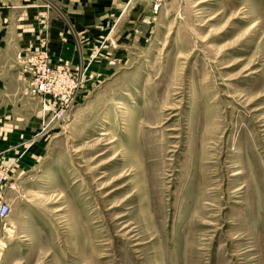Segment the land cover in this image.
Instances as JSON below:
<instances>
[{"label": "rangeland", "instance_id": "1", "mask_svg": "<svg viewBox=\"0 0 264 264\" xmlns=\"http://www.w3.org/2000/svg\"><path fill=\"white\" fill-rule=\"evenodd\" d=\"M150 1L142 47L94 88L25 47L24 72L40 50L81 86L62 120L39 94L34 167L0 156V264H264V0Z\"/></svg>", "mask_w": 264, "mask_h": 264}, {"label": "crops", "instance_id": "2", "mask_svg": "<svg viewBox=\"0 0 264 264\" xmlns=\"http://www.w3.org/2000/svg\"><path fill=\"white\" fill-rule=\"evenodd\" d=\"M0 156L28 170L41 158L42 97L28 89L24 49L48 44L51 59L87 67L95 87L120 71L153 29L150 0H0ZM43 149V150H42Z\"/></svg>", "mask_w": 264, "mask_h": 264}, {"label": "built area", "instance_id": "3", "mask_svg": "<svg viewBox=\"0 0 264 264\" xmlns=\"http://www.w3.org/2000/svg\"><path fill=\"white\" fill-rule=\"evenodd\" d=\"M25 72L29 73L30 84L35 92L48 100L50 105L45 103V108L54 112L53 118L64 119L81 86L78 72L73 71L67 63L52 64L47 53L40 50L28 55ZM10 168L0 163V218H5L10 212V204L4 195ZM10 185L14 186V183Z\"/></svg>", "mask_w": 264, "mask_h": 264}]
</instances>
